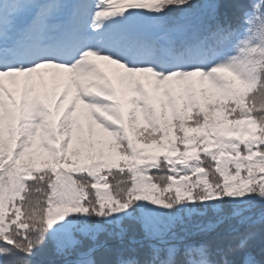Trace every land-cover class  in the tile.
Segmentation results:
<instances>
[{
  "label": "snow or ice",
  "instance_id": "6c2138e0",
  "mask_svg": "<svg viewBox=\"0 0 264 264\" xmlns=\"http://www.w3.org/2000/svg\"><path fill=\"white\" fill-rule=\"evenodd\" d=\"M252 93L264 0H0V264H264Z\"/></svg>",
  "mask_w": 264,
  "mask_h": 264
},
{
  "label": "trees",
  "instance_id": "16d2710c",
  "mask_svg": "<svg viewBox=\"0 0 264 264\" xmlns=\"http://www.w3.org/2000/svg\"><path fill=\"white\" fill-rule=\"evenodd\" d=\"M252 96H255L256 97V99H255V103H256V105H257V107H259L262 103H264V98H261V97H259L256 93H252ZM252 96H250L249 97V100H251L252 99ZM195 111L196 110H193L192 112H190L188 115H189V118H188V120L186 121V126H191V125H193V121H194V118H195ZM174 123V125L175 124H177V122L176 121H174L173 122ZM146 126H144V125H141V130H144V128H145ZM174 136H176V134H181V133H179L177 130H176V128H175V131H173V133H172ZM145 135H147L146 133H145ZM138 143L143 147L144 146V142H143V138H141L139 141H138ZM166 150V149H165ZM153 150L152 149H147V152L149 153V154H151V152H152ZM208 151H216V148L214 147V146H210L209 148H208ZM199 155H200V157H201V159H204V157H205V153H204V151H203V144H202V146H201V150H200V152H199ZM121 163L123 164V161H121ZM113 171H116V169H113ZM242 175H243V173H242ZM111 177H109V182H111ZM193 179H195V177H193ZM9 214H10V212H9ZM27 219V217L26 216H21V220H26ZM49 258H51L50 257V255H44V256H42L41 257V259H49Z\"/></svg>",
  "mask_w": 264,
  "mask_h": 264
},
{
  "label": "rangeland",
  "instance_id": "374dc122",
  "mask_svg": "<svg viewBox=\"0 0 264 264\" xmlns=\"http://www.w3.org/2000/svg\"><path fill=\"white\" fill-rule=\"evenodd\" d=\"M42 72L45 76V79L47 80L50 77L52 70L51 69H45V70H42Z\"/></svg>",
  "mask_w": 264,
  "mask_h": 264
}]
</instances>
